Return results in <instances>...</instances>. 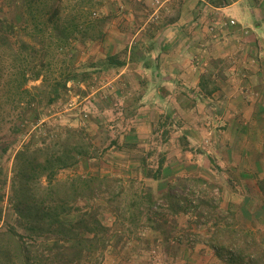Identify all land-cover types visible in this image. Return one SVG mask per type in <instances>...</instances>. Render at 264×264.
Segmentation results:
<instances>
[{"label":"rangeland","instance_id":"374dc122","mask_svg":"<svg viewBox=\"0 0 264 264\" xmlns=\"http://www.w3.org/2000/svg\"><path fill=\"white\" fill-rule=\"evenodd\" d=\"M143 1L131 6L123 0H0V232L4 233L0 244L7 242L5 233L12 226L31 243L50 238L31 237L13 198L35 151L39 149L36 154L43 162L48 151L63 150L57 142L74 129L81 131L82 135L77 133L74 138H84L90 155L59 170V183L65 186L80 175L114 180L107 192L94 199L78 197L65 208L70 221L80 207L98 215L106 227L107 246L102 248L98 243L81 264H223L226 262L209 241L219 237L220 242L236 249L239 244L235 243L244 239L243 233L234 234L233 229H248L264 243V194L259 189V181L264 179V152L259 155L253 149L255 142L264 144V118L260 141L244 129L240 134L211 106L207 115L197 120L191 163L182 169L163 167L160 178H154L159 171L158 153L162 152L157 134L151 136L154 142L150 141L149 147L113 146L116 135L121 139L129 129L127 123L132 122L129 117L121 126H114L116 112L126 115L117 109L125 103L112 94H100V87L115 73L109 58L124 61L125 49L136 32L149 30L154 36L170 15L194 14L204 19L210 15L205 10L207 0H196L195 8L192 0H173L170 11L163 6L160 18L153 20L155 0ZM246 3L241 0L237 6ZM247 13L252 16L248 9ZM10 25L13 32L5 31ZM205 26L209 25L203 22L202 28ZM223 33L216 31L217 36H213L204 32L189 39L198 49L194 63L207 61L208 66L202 67L208 70L210 64L216 65L222 70L220 81L228 80L229 68L240 63L234 54L236 43ZM5 34L9 43L2 38ZM225 51L229 54H223ZM240 58L248 62L247 56ZM39 71L41 75L35 79ZM69 71L78 73V78L50 103L51 85ZM204 73L207 88L216 87L209 72ZM237 76L234 84L239 89L234 91L248 96L246 76ZM224 107L225 103L220 109ZM237 122L246 127L240 119ZM35 174L42 175V169ZM149 188L155 198L152 209L145 198ZM6 257L4 253L1 259Z\"/></svg>","mask_w":264,"mask_h":264},{"label":"crops","instance_id":"0c3cea01","mask_svg":"<svg viewBox=\"0 0 264 264\" xmlns=\"http://www.w3.org/2000/svg\"><path fill=\"white\" fill-rule=\"evenodd\" d=\"M123 1L131 6L144 2ZM194 1L196 0H192L195 8L197 1ZM215 1H206L205 10L210 15L205 19L194 14L187 17L170 15V19L154 32V36L148 33L149 30L147 33L137 31L125 49L124 66H111L115 70L114 75L99 89L100 94H112L116 100L125 103V106L117 109L126 115L119 116V112H116L114 126H121L124 120L129 121V117L132 122L131 125H126L129 129H125L126 133L122 135L124 139L117 135L113 139L114 147H149V142H154L151 136H159L158 149L162 152L158 153L157 174L160 171L161 175L164 174L163 167L173 165L182 169V166L191 163L190 158L195 150L194 138L199 128L197 120L207 115L211 106L228 119L229 124H234L240 134L243 133L241 129H244L260 141L262 139L260 122L264 118V0L257 3L247 0L246 6H237L241 0ZM165 5L167 11H170L174 1L165 0ZM247 9L252 16L247 13ZM231 20L235 23L232 24ZM203 22L209 26L202 28ZM216 31L224 32V36L236 43L234 54L240 63L237 67L234 65L229 68L231 74L228 80L220 81L218 77L222 70L216 65L210 64L208 70L202 67L208 66L207 61L200 65H197L198 61L194 63L198 49L191 45L189 39L204 32L217 36ZM223 54L229 52L225 51ZM241 56H247L248 62L243 61ZM205 71L214 78L216 87L207 88ZM233 73L236 76L234 78ZM239 73L246 76L248 96L234 91L238 88L234 82ZM224 103L225 107L221 110ZM237 119L241 122L242 119H248L243 122L246 127L239 125ZM253 149L256 154L263 155L264 144L255 142ZM214 258L212 260L216 262L218 259Z\"/></svg>","mask_w":264,"mask_h":264},{"label":"trees","instance_id":"16d2710c","mask_svg":"<svg viewBox=\"0 0 264 264\" xmlns=\"http://www.w3.org/2000/svg\"><path fill=\"white\" fill-rule=\"evenodd\" d=\"M55 12L51 14L52 19ZM13 30L14 26L10 25L5 31L13 32ZM3 36L4 42L9 43L10 37L6 34ZM25 45L35 50L33 45L27 43ZM109 64L124 66L123 61H115L114 57L109 58ZM40 75L41 72H37L35 79ZM76 78L78 73L69 71L64 79H58L51 85L49 92L47 91L50 94L48 101L53 102L59 91L67 89L68 83ZM77 133L81 134V131L69 130L68 135L57 142L63 146V150L48 151L43 162L37 155L39 149L35 151L36 156L25 165L20 187L13 198L14 207L21 216V222L30 231L31 237L41 239L49 235L50 238L31 243L17 231L15 226H12L5 233L7 242L0 244V264H18L19 260L22 264H81L85 257L96 250L98 243L102 248L107 246L106 227L94 212L77 207L74 211V221L67 219L65 208L74 200L78 197L94 199L101 192H107L114 181L109 176L80 175L71 179L65 186L59 183L57 179L59 170L72 167L83 156L90 155V150L84 147V138L81 136L80 141L74 138ZM40 169L42 175L38 176L35 173ZM158 176L157 174L154 178ZM259 189L264 194V179L259 181ZM145 198L152 209L155 198L151 188L148 189ZM233 230L231 232L234 234L243 233V243L233 241L239 244L234 249L232 245L227 246L224 241L220 242L219 237H212L209 242L217 252V256L227 264H264V243L259 242L248 229ZM3 235L4 233L0 232V237ZM4 253H7V257L3 260L1 256Z\"/></svg>","mask_w":264,"mask_h":264},{"label":"built area","instance_id":"2783aa9c","mask_svg":"<svg viewBox=\"0 0 264 264\" xmlns=\"http://www.w3.org/2000/svg\"><path fill=\"white\" fill-rule=\"evenodd\" d=\"M154 11L152 13V18L153 20H158L160 18V9L163 8L164 6V1L163 0H155L154 3ZM231 23H235L234 20H231Z\"/></svg>","mask_w":264,"mask_h":264}]
</instances>
